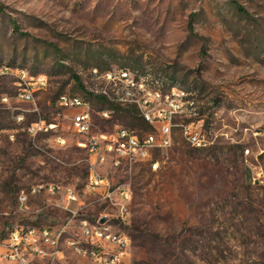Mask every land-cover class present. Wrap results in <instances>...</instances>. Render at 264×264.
Here are the masks:
<instances>
[{
    "label": "rangeland",
    "instance_id": "rangeland-1",
    "mask_svg": "<svg viewBox=\"0 0 264 264\" xmlns=\"http://www.w3.org/2000/svg\"><path fill=\"white\" fill-rule=\"evenodd\" d=\"M93 67L163 72L174 82L164 89L194 101L193 117L177 122L195 120L210 141L196 147L178 126L152 160L104 164L113 183L131 186L126 222L86 192L90 155L71 128L74 111L57 104L78 94L96 111L115 108L110 120L95 114L94 132L146 131L81 88ZM30 78L47 82L24 101ZM42 120L57 126L31 134ZM51 183L79 191L76 215L59 195L33 192ZM101 214L132 239L124 264H264V0H0V231L66 228L63 254L31 264H96L66 239Z\"/></svg>",
    "mask_w": 264,
    "mask_h": 264
},
{
    "label": "built area",
    "instance_id": "built-area-1",
    "mask_svg": "<svg viewBox=\"0 0 264 264\" xmlns=\"http://www.w3.org/2000/svg\"><path fill=\"white\" fill-rule=\"evenodd\" d=\"M28 78L27 73H23ZM26 87L20 93L24 101L34 99L30 86L45 85L47 80L30 78ZM84 89L90 95L102 97L114 107L135 106L142 119L151 129L138 131L136 128L120 126L115 132H94V116L97 113L105 120H110L115 114H107L106 107L96 111L94 105H83L72 100L66 94V99H58L57 104L64 109L74 111L71 119L72 130L83 139L77 144L88 150L90 155L89 179L86 192H94L117 210L116 218L124 222L130 215L132 189L126 183H113L101 173V167L112 160L120 162H136L152 160L157 151L168 149L174 142L175 128L180 126L184 137L196 147H206L210 141L202 134L195 120L179 124V117H193L192 103L185 94L174 91L173 88L158 89L137 82L134 77H122L112 69H90V81L84 84ZM23 119V116L20 117ZM57 124L42 120L32 123L28 130L31 134L54 129ZM133 136H140V143H133ZM59 146H66L68 138L57 135L54 139ZM114 158V159H113ZM262 173L259 174V177ZM258 177H255L256 181ZM44 190L51 195H59L67 203L66 208L75 215L78 210L69 206L71 203H81L79 191L71 185L51 183L43 187L33 188V192ZM28 195H20V203L25 206ZM105 217V229L97 230V222ZM81 231L66 239V244H78L82 256H87L97 264H124L131 254L132 239L128 234L116 230L109 214H101L96 220L80 219ZM66 228L35 225V229H27V225H16L6 231H0V261L11 264H31L36 260H54L63 254L62 237Z\"/></svg>",
    "mask_w": 264,
    "mask_h": 264
},
{
    "label": "bare ground",
    "instance_id": "bare-ground-1",
    "mask_svg": "<svg viewBox=\"0 0 264 264\" xmlns=\"http://www.w3.org/2000/svg\"><path fill=\"white\" fill-rule=\"evenodd\" d=\"M94 68H98V67H94ZM116 71L122 77H134L137 79V82L146 83V86H152L153 88L164 89L166 85L174 84L173 80L170 79L169 76L165 75L163 72L154 71L151 68H147L144 71L133 70L130 68H122V69L118 68ZM174 91L180 94H185L186 97V93L184 91H181L179 89L178 90L174 89ZM69 95H71L72 100L75 102H78L83 105H91V102L87 98L81 95L78 94H74V95L69 94ZM59 99H66V94H62L59 97ZM189 103H192V108H193L194 101L189 100ZM106 113L111 114L110 111L107 110ZM133 143H140V136H133ZM27 229H35V226H27ZM104 229H105V222H97V230H104ZM69 245L73 247L79 254L82 255V249L79 248L78 244H69Z\"/></svg>",
    "mask_w": 264,
    "mask_h": 264
},
{
    "label": "trees",
    "instance_id": "trees-1",
    "mask_svg": "<svg viewBox=\"0 0 264 264\" xmlns=\"http://www.w3.org/2000/svg\"><path fill=\"white\" fill-rule=\"evenodd\" d=\"M238 9L240 10L241 13H244L245 12V9L242 8L241 6L237 5ZM99 68V67H98ZM78 81H79V85L81 86L82 89H84V85L83 83L81 82V80L78 78ZM86 92V91H85ZM88 93V92H87ZM89 94V93H88ZM90 95V94H89ZM92 97H95L97 99H99L101 102H104V103H109L106 99L102 98V97H96V96H93V95H90ZM133 107V106H132ZM135 108V107H134ZM118 109L120 110H123L125 112V115L131 120L132 122V125L133 126H137L139 124L143 125V129L144 130H150L151 127L150 125H148L143 119L142 117L139 115V111L138 109L135 108L132 109L130 108V106L128 107H121V106H118ZM114 110V114H116V110L115 108L113 109Z\"/></svg>",
    "mask_w": 264,
    "mask_h": 264
},
{
    "label": "water",
    "instance_id": "water-1",
    "mask_svg": "<svg viewBox=\"0 0 264 264\" xmlns=\"http://www.w3.org/2000/svg\"><path fill=\"white\" fill-rule=\"evenodd\" d=\"M105 220H106V218H105V217H103V218L101 219V222H105Z\"/></svg>",
    "mask_w": 264,
    "mask_h": 264
}]
</instances>
